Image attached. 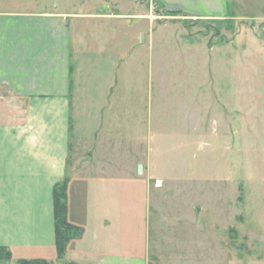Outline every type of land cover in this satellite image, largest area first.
<instances>
[{"label": "rangeland", "instance_id": "rangeland-1", "mask_svg": "<svg viewBox=\"0 0 264 264\" xmlns=\"http://www.w3.org/2000/svg\"><path fill=\"white\" fill-rule=\"evenodd\" d=\"M0 1L65 11L74 41L81 30L126 58L136 110L153 103L152 149L119 151L129 162L145 154L150 186L148 206L145 179L131 183L129 250L164 264H264V0H239L226 18L159 0Z\"/></svg>", "mask_w": 264, "mask_h": 264}, {"label": "crops", "instance_id": "crops-1", "mask_svg": "<svg viewBox=\"0 0 264 264\" xmlns=\"http://www.w3.org/2000/svg\"><path fill=\"white\" fill-rule=\"evenodd\" d=\"M159 1L194 17L226 18L240 6L239 0ZM1 3L0 246L12 258L0 264L61 260L54 187L65 178L68 220L83 231L68 243L64 261L164 264L160 252L129 250L131 183L145 179L148 206L150 186L140 162L145 154L129 162L119 151L146 144L149 152L157 116L150 98L147 112L146 101L136 110V89L129 72L122 73L126 58L82 42L81 30L74 41L65 11Z\"/></svg>", "mask_w": 264, "mask_h": 264}, {"label": "trees", "instance_id": "trees-1", "mask_svg": "<svg viewBox=\"0 0 264 264\" xmlns=\"http://www.w3.org/2000/svg\"><path fill=\"white\" fill-rule=\"evenodd\" d=\"M68 185L69 179L58 182L54 187V209H55V230L56 248L59 259L66 253L67 245L73 238L82 234L83 229L68 220ZM12 254L10 250L0 246V260L10 261ZM18 264H49L45 259H21ZM67 264H77L68 262Z\"/></svg>", "mask_w": 264, "mask_h": 264}, {"label": "water", "instance_id": "water-1", "mask_svg": "<svg viewBox=\"0 0 264 264\" xmlns=\"http://www.w3.org/2000/svg\"><path fill=\"white\" fill-rule=\"evenodd\" d=\"M167 10H168V12H172V13H178L181 11L179 8H174V7H170ZM140 42H141V44H144V42H145L144 34H141Z\"/></svg>", "mask_w": 264, "mask_h": 264}, {"label": "built area", "instance_id": "built-area-1", "mask_svg": "<svg viewBox=\"0 0 264 264\" xmlns=\"http://www.w3.org/2000/svg\"><path fill=\"white\" fill-rule=\"evenodd\" d=\"M161 182L160 181H157V184H160Z\"/></svg>", "mask_w": 264, "mask_h": 264}]
</instances>
